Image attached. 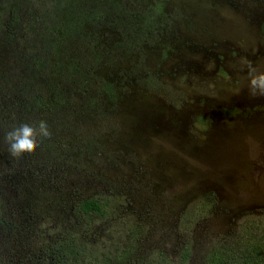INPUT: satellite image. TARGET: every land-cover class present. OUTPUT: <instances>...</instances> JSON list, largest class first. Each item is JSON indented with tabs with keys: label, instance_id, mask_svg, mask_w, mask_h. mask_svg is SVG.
<instances>
[{
	"label": "rangeland",
	"instance_id": "1",
	"mask_svg": "<svg viewBox=\"0 0 264 264\" xmlns=\"http://www.w3.org/2000/svg\"><path fill=\"white\" fill-rule=\"evenodd\" d=\"M249 64L264 72V0H0V264H48L62 232L78 264H264ZM40 120L51 137L13 157L5 134Z\"/></svg>",
	"mask_w": 264,
	"mask_h": 264
},
{
	"label": "trees",
	"instance_id": "2",
	"mask_svg": "<svg viewBox=\"0 0 264 264\" xmlns=\"http://www.w3.org/2000/svg\"><path fill=\"white\" fill-rule=\"evenodd\" d=\"M19 17V11L15 7L12 10V17L9 20L10 25H17L20 21ZM63 102L64 97L62 98L57 92L48 95L35 94L19 99L18 110L21 116L20 120L25 121L30 118L33 119L32 116L51 109L56 105H61ZM106 206L107 202L98 198L80 197L73 201L75 211L96 216H104L107 212ZM84 253L85 246L81 244L77 235L71 232H62V234L46 248V259L48 264H78L83 259ZM187 254L188 253L185 255Z\"/></svg>",
	"mask_w": 264,
	"mask_h": 264
},
{
	"label": "clouds",
	"instance_id": "3",
	"mask_svg": "<svg viewBox=\"0 0 264 264\" xmlns=\"http://www.w3.org/2000/svg\"><path fill=\"white\" fill-rule=\"evenodd\" d=\"M249 94L252 98L264 96V72H258L251 64L248 65ZM52 135L46 120L36 124L22 123L5 134L8 151L13 157L24 153H32L43 139Z\"/></svg>",
	"mask_w": 264,
	"mask_h": 264
}]
</instances>
